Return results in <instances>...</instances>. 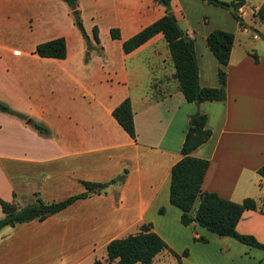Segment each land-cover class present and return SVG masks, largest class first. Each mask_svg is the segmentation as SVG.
Wrapping results in <instances>:
<instances>
[{"label": "crops", "instance_id": "obj_1", "mask_svg": "<svg viewBox=\"0 0 264 264\" xmlns=\"http://www.w3.org/2000/svg\"><path fill=\"white\" fill-rule=\"evenodd\" d=\"M261 1L244 0L238 11L248 26H240L228 7L170 0L179 27L193 38L200 85L218 84L220 64L206 33L220 28L233 34L222 65L225 97L197 103L184 99L160 31L122 51V39L164 13L158 1L77 0L91 44L84 59L85 42L62 0H0V99L50 128L48 135L39 134L0 111V197L23 204L36 195L58 200L85 190L80 179L105 181L125 170L104 192H89L41 220L0 228V264H91L104 258L109 239L144 222L177 253L187 249L179 259L162 249L151 264L164 258L172 264H264V249L197 223L182 224L180 209L168 201L170 166L181 155L188 115L198 109L211 131L191 152L208 160L201 189L233 201L251 196L264 207V176L256 171L264 163V50L257 52L248 41L257 37L251 30L264 24L252 16ZM52 3L64 11L72 41ZM111 27L118 28L119 38L110 37ZM59 35L64 57L33 52L37 42ZM126 96L135 139L111 114ZM235 228L264 243L259 209H244ZM199 235L206 240L193 238Z\"/></svg>", "mask_w": 264, "mask_h": 264}, {"label": "trees", "instance_id": "obj_2", "mask_svg": "<svg viewBox=\"0 0 264 264\" xmlns=\"http://www.w3.org/2000/svg\"><path fill=\"white\" fill-rule=\"evenodd\" d=\"M62 1L68 7L72 23L85 42V59L88 55V50L91 48V44L82 24L77 0ZM156 1L162 4L164 13L142 26L130 36L122 39V51L128 52L132 50L154 33L160 31L166 41L174 67L173 76L177 80L184 99L197 103L205 99H223L225 97L226 72L222 65L228 61L233 40L232 32L214 28L206 33L205 42L220 65L216 70L218 84L216 86H202L198 83L193 38L179 27L173 12L167 13L168 10H171L170 0ZM202 1L223 7H228L231 4L233 6V11L230 12L231 15L240 26H248L238 11L244 0ZM252 16L260 23H264V0L252 12ZM91 33L93 39L98 42L99 39L95 25L91 27ZM109 35L112 38H119L118 28H109ZM33 52L40 56L62 58L66 53L64 37L59 35L37 42L34 45ZM249 53L254 60H257L254 51H250ZM0 111L17 117L39 134L48 135L50 133V128L47 124L12 108L1 99ZM111 114L126 133L135 139L132 110L127 96L113 106ZM205 120V114L198 109H195L188 115L183 139L179 147L181 155L171 164L169 170L168 201L180 209L179 221L182 224L197 223L217 235H229L240 242L264 249V243L260 242L254 235L239 232L235 228L236 221L244 209H259V211L264 213V207H258L251 196H245L240 201H233L218 195L214 191L202 190L200 187L208 160L195 156L191 152L210 136L211 131L205 125ZM124 171L105 181L80 179L85 190L68 194L58 200H44L36 195L33 200L18 205L13 199L6 200L0 197V228L30 219L41 220L64 208L75 199L87 196L89 192H104L109 183L123 179ZM256 171L264 176V163L259 165ZM150 225V222L141 223L136 231L109 239L105 244V259L111 261L112 264H133L135 261H140L142 264H151L152 257L165 248L177 259H179L180 255L187 254L186 248L180 253L170 248L157 232L150 229ZM193 238L201 241L206 240L201 235ZM103 261L104 259L95 258L91 264H104Z\"/></svg>", "mask_w": 264, "mask_h": 264}, {"label": "rangeland", "instance_id": "obj_3", "mask_svg": "<svg viewBox=\"0 0 264 264\" xmlns=\"http://www.w3.org/2000/svg\"><path fill=\"white\" fill-rule=\"evenodd\" d=\"M38 3L37 1H32V5H34V7H37L38 6ZM36 5V6H35ZM44 5V3L42 4ZM61 7V6H60ZM59 6H57V4L55 3H52V8L55 10V11H59L60 15H61V18L63 19V25L69 30V35L71 37V41L73 40V36H74V31L72 29H70L69 27V22L66 20V15L64 13L63 10H61ZM68 16L71 17V14L70 12L68 11ZM197 25V24H196ZM251 31H253L255 34H257V37L253 38L251 36H248V41L251 43V44H255V48L254 50H256L257 52H261L264 50V24H258L255 29H252ZM55 93V91H54ZM13 201L18 204V205H22L23 204V200L21 199H17V198H13ZM0 215H1V211H0ZM104 264H112L111 261L105 259V255H104ZM134 264H142L140 261H136ZM158 264H172L170 259L168 258H164L161 260L160 263Z\"/></svg>", "mask_w": 264, "mask_h": 264}, {"label": "water", "instance_id": "obj_4", "mask_svg": "<svg viewBox=\"0 0 264 264\" xmlns=\"http://www.w3.org/2000/svg\"><path fill=\"white\" fill-rule=\"evenodd\" d=\"M228 8H229L230 11H233V6L231 4H229ZM170 12H171V10L167 11V13H170Z\"/></svg>", "mask_w": 264, "mask_h": 264}]
</instances>
